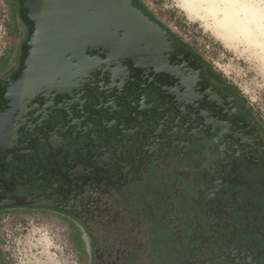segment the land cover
Here are the masks:
<instances>
[{"label":"flooded vegetation","instance_id":"af4514ba","mask_svg":"<svg viewBox=\"0 0 264 264\" xmlns=\"http://www.w3.org/2000/svg\"><path fill=\"white\" fill-rule=\"evenodd\" d=\"M14 2L23 36L9 77L32 33ZM169 38L163 72L119 64L121 78L138 84L90 126L77 127L75 115L89 113L63 94L36 96L10 115L0 215L36 208L76 219L96 238L93 264H264V130L194 51ZM100 90L79 87L77 106Z\"/></svg>","mask_w":264,"mask_h":264},{"label":"water","instance_id":"95a60500","mask_svg":"<svg viewBox=\"0 0 264 264\" xmlns=\"http://www.w3.org/2000/svg\"><path fill=\"white\" fill-rule=\"evenodd\" d=\"M20 7L32 33L16 75L0 81L8 109L0 111V155L12 146L5 130L10 115L24 112L36 96L66 95L72 109L89 113L75 115L82 129L92 124L95 118L90 125L86 121L93 113L133 94L132 85L138 82L123 80L119 64L163 72L172 51L169 33L134 0H20ZM94 83L101 86L100 99L93 103L94 98L92 105L81 102L79 108V87Z\"/></svg>","mask_w":264,"mask_h":264},{"label":"rangeland","instance_id":"374dc122","mask_svg":"<svg viewBox=\"0 0 264 264\" xmlns=\"http://www.w3.org/2000/svg\"><path fill=\"white\" fill-rule=\"evenodd\" d=\"M136 1L172 38L194 51L208 69L237 93L244 109L264 130V49L257 43L249 46L237 40L231 45L222 43L213 31V20L189 16L179 0ZM260 3L264 7V0ZM15 10L14 0H0V79L21 62L17 46L23 29L14 16ZM145 191L144 196H149L151 187ZM136 204L142 209L145 206L143 201L137 200ZM81 225L76 219L50 210L31 208L1 213L0 264H86L84 260L89 257H84L82 250H89V232L87 236Z\"/></svg>","mask_w":264,"mask_h":264},{"label":"bare ground","instance_id":"6f19581e","mask_svg":"<svg viewBox=\"0 0 264 264\" xmlns=\"http://www.w3.org/2000/svg\"><path fill=\"white\" fill-rule=\"evenodd\" d=\"M179 4L189 16L212 19L213 31L222 43L231 45L237 40L249 46L257 43L264 49V7L260 0H179Z\"/></svg>","mask_w":264,"mask_h":264},{"label":"crops","instance_id":"0c3cea01","mask_svg":"<svg viewBox=\"0 0 264 264\" xmlns=\"http://www.w3.org/2000/svg\"><path fill=\"white\" fill-rule=\"evenodd\" d=\"M200 214H203V216H205L206 215V213H204V212H202V213H200ZM199 218H200V216H199ZM72 219H74V218H72ZM204 219V218H203ZM75 220V219H74ZM77 221V220H76ZM72 224H74V223H72ZM75 225V228H78V231H79V227H76L77 225L76 224H74ZM142 225H144V223L143 222H140L139 224H138V226H137V230L138 231H140V232H142ZM82 228V230H84V227H81ZM80 231H81V229H80ZM81 234L83 233V232H80ZM82 238V237H81ZM84 239H86V237L84 238ZM88 249H89V247H88ZM82 252H83V255H84V257H86L87 256V258L89 257V260H88V262H89V264H93V261H94V259H93V250H88L87 251V249L85 250H82ZM85 252V253H84ZM137 253V255L139 256V252H136ZM155 256H157V252L155 253ZM140 257V256H139ZM87 260H84V262L87 264Z\"/></svg>","mask_w":264,"mask_h":264},{"label":"trees","instance_id":"16d2710c","mask_svg":"<svg viewBox=\"0 0 264 264\" xmlns=\"http://www.w3.org/2000/svg\"><path fill=\"white\" fill-rule=\"evenodd\" d=\"M134 2H135V4L136 5H138V3H137V1L136 0H134ZM141 8V7H140ZM142 9V8H141ZM143 10V9H142ZM144 11V10H143ZM145 12V11H144ZM146 13V12H145ZM147 14V13H146ZM151 18V17H150ZM79 225H80V223H79ZM82 226V225H81ZM84 233L86 232V234H87V236H88V230L87 229H85L84 228ZM87 239H89L90 240V247H89V245H88V247H89V249L90 250H93L94 249V246L96 245V238H95V236L91 233V232H89V236H88V238Z\"/></svg>","mask_w":264,"mask_h":264}]
</instances>
